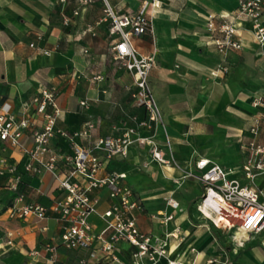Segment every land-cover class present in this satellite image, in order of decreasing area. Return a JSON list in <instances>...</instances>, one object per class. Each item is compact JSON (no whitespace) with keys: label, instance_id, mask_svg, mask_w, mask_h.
Here are the masks:
<instances>
[{"label":"crops","instance_id":"0c3cea01","mask_svg":"<svg viewBox=\"0 0 264 264\" xmlns=\"http://www.w3.org/2000/svg\"><path fill=\"white\" fill-rule=\"evenodd\" d=\"M108 1L119 14H133L145 0ZM160 3L153 19V36L135 38L133 42L142 54L155 53L150 86L163 122L138 126L135 136L149 138L166 150L167 157L174 153L179 167L159 164L152 157L151 144L136 142L126 155L107 158L99 152L104 165L101 175L126 174L125 183L142 204V210L134 212L138 226L152 237L153 244L157 238L177 234L168 237L166 254L159 257L158 264H169V260L207 264L210 259H216L217 264H264V253L258 248L230 261L228 247L215 239V233L232 231L214 226L201 214L198 205L204 186L196 177L186 176L187 172L197 171L196 161L208 159L230 170V178L247 180L243 161L252 137L249 127L258 111L253 100L264 91V47L256 42L250 23H243L239 33L243 48L230 51L226 57L218 52L208 30L209 17L214 15L216 23L222 17L236 21L234 12L239 0ZM105 9L103 0L86 4L81 0H0L3 109L21 118L25 115L23 103L43 88L55 89L62 109L59 127L72 132L89 120L95 123L92 140L79 141L84 146L148 120L145 107L137 105L133 97L137 90L134 75L119 68L111 56L115 36ZM221 63L229 65V72L214 76L212 71ZM84 100L86 106L81 105ZM35 122L36 129H40L43 117L37 115ZM32 138V132H27L21 146L0 141V168L5 170L0 173V264H133L137 248L129 243L117 246L116 259H98L91 255L90 248L67 249L62 245L63 222L51 206L64 192L51 172L25 170L29 158L24 148L32 147ZM51 147L72 153L59 136L52 140ZM48 157L49 153L43 159ZM9 166L16 167V171L10 172ZM59 166L64 172L68 170L64 162ZM17 174L21 182L14 190L11 184ZM260 178L264 185V175ZM168 195L179 202L177 209L166 204ZM89 196L97 200V212L90 215V222L97 232L102 231L106 220L101 214L114 201L107 188L93 189ZM29 203L44 205L46 218H9L12 205ZM193 204L196 217L189 212ZM159 212L174 218L162 223L152 217ZM8 230L21 231L12 246L5 242ZM250 237L242 244L234 241L233 247L240 250L254 246L253 240L259 238L264 244V230ZM48 243L58 246L54 260L45 250ZM140 262L148 263L149 259L144 257Z\"/></svg>","mask_w":264,"mask_h":264},{"label":"built area","instance_id":"2783aa9c","mask_svg":"<svg viewBox=\"0 0 264 264\" xmlns=\"http://www.w3.org/2000/svg\"><path fill=\"white\" fill-rule=\"evenodd\" d=\"M81 1L86 4L93 0ZM103 1L107 18L111 22V34L115 36L111 46L113 59L119 68H124L134 75L137 90L133 97L137 105L145 107L148 120L137 124L134 117L136 125L126 126L122 132L115 135L98 137L92 145L84 146L79 141L92 140L95 123L89 120L83 127L72 132L59 127L57 122L62 109L58 103L57 91L43 88L30 101L23 103L25 115L21 118L5 111L0 99V141L10 146H21L23 136L32 132V147L24 148L29 158L25 170L31 173L51 172L59 188L63 190L64 195L56 200L51 208L60 215L63 222L62 245L65 248H90L93 250L91 255L98 259H116L114 252L117 246L125 242L137 248L133 254V264H158L159 257L166 254L168 237H176L177 234L171 233L165 239L157 238L156 245L153 244L152 237L142 232L138 226L134 212L142 210V204L134 197L131 187L125 183L126 174L110 172L101 175L104 165L98 153L103 152L107 158H112L115 155H126L133 143H148L152 145L153 159L159 164L174 166L176 163L172 153L167 157L166 150L149 138L135 136L138 126L163 122L161 109L150 86V72L155 65V53L144 55L133 42L135 38L153 36V19L161 3L160 0H145L137 13L119 14L108 0ZM234 17L236 21L222 17L219 23L215 22L214 15L209 17L208 30L213 34L218 52L226 57L230 51L243 48L239 37L243 23H250L256 42L264 47V0H239ZM31 46L35 47V44ZM49 52L50 50H44L46 54ZM229 70L228 64L221 63L212 74L225 75ZM253 104L258 111L249 127L252 137L245 147L246 156L243 161V173L248 183L242 184L239 179L230 178V170L211 163L208 159L196 161L197 171L186 174L196 177L204 186L205 191L198 205L201 214L214 226L234 231L235 240L239 244L249 235L264 230V185L256 184L257 178L264 175V91L254 98ZM81 105L86 106L87 102L81 101ZM37 115L44 120L40 129H36ZM57 136L68 143L72 153L51 147L52 140ZM167 148L171 150L169 141ZM48 153V159L44 160ZM60 162L68 166L66 172L59 166ZM8 170L14 173L16 167L9 166ZM4 171L0 168L1 174ZM20 182L21 175H15L11 188L17 190ZM99 188H107L114 202L101 214L106 220V227L97 232L90 222V215L97 212V200L92 199L89 192ZM165 200L169 207H179V202L172 195H168ZM46 210L40 203L21 206L14 204L8 209V214L12 219L34 216L42 220L46 218ZM152 217L162 223L174 218L172 214L164 212ZM20 234V230H8L6 244L14 245L15 238ZM45 250L51 254L50 259L54 260L58 246L48 243ZM144 257H148V263L140 262ZM169 264L177 263L169 260ZM207 264H217V260L210 259Z\"/></svg>","mask_w":264,"mask_h":264},{"label":"rangeland","instance_id":"374dc122","mask_svg":"<svg viewBox=\"0 0 264 264\" xmlns=\"http://www.w3.org/2000/svg\"><path fill=\"white\" fill-rule=\"evenodd\" d=\"M111 56L113 58V55L111 53ZM174 154V153H173ZM175 159V157H174ZM176 160V159H175ZM175 167H179V163L178 161L176 160V163L174 165ZM178 184H181L180 181H177ZM242 184H247L248 181L247 180H243L241 181ZM263 183L262 179L260 177L257 178L256 180V184L257 185H261ZM169 191H171V189H169ZM171 194V193H169ZM189 212L192 214L193 217H196L197 215V212H196V209H195V206L194 204L192 206L189 207ZM235 236H236V233L234 231L232 232H225V233H222L220 231H217V233H215V239L218 240V241H221L222 243H224V245L226 247H228V255H229V258H230V261H232V257H237L239 256V254H243L245 252H252L254 251L255 248H258V249H261L264 253V244L261 243V240L262 239H258V240H253V242L256 241V244H254V246H247L246 248H242V249H235L233 247V242L236 241L235 240ZM248 238L252 239V237H250V235L248 236ZM237 260V259H236ZM243 260V259H242ZM234 262V261H233Z\"/></svg>","mask_w":264,"mask_h":264},{"label":"bare ground","instance_id":"6f19581e","mask_svg":"<svg viewBox=\"0 0 264 264\" xmlns=\"http://www.w3.org/2000/svg\"><path fill=\"white\" fill-rule=\"evenodd\" d=\"M170 167V166H169Z\"/></svg>","mask_w":264,"mask_h":264}]
</instances>
